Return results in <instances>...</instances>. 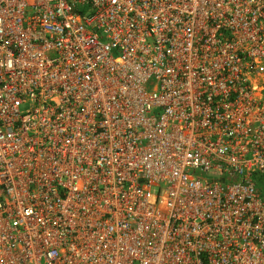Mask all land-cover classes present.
<instances>
[{
  "label": "built area",
  "instance_id": "1",
  "mask_svg": "<svg viewBox=\"0 0 264 264\" xmlns=\"http://www.w3.org/2000/svg\"><path fill=\"white\" fill-rule=\"evenodd\" d=\"M0 264H264V0H0Z\"/></svg>",
  "mask_w": 264,
  "mask_h": 264
}]
</instances>
